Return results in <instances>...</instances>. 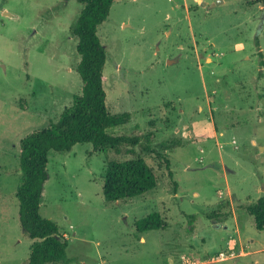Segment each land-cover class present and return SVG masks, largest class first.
Returning a JSON list of instances; mask_svg holds the SVG:
<instances>
[{
	"label": "rangeland",
	"instance_id": "obj_1",
	"mask_svg": "<svg viewBox=\"0 0 264 264\" xmlns=\"http://www.w3.org/2000/svg\"><path fill=\"white\" fill-rule=\"evenodd\" d=\"M214 2L111 5L97 29L107 55L105 102L128 120L106 131L140 134L141 144L97 151L81 142L48 152L39 212L67 239L69 258L48 264H264V229L246 212L264 198L256 46L264 60V5ZM81 8L77 0H0V264L28 262L32 240L16 197L20 140L57 121L81 93L70 31ZM138 156L153 169L155 188L106 200V162ZM155 211L164 227L138 233L134 222ZM220 252L228 259L215 262Z\"/></svg>",
	"mask_w": 264,
	"mask_h": 264
},
{
	"label": "trees",
	"instance_id": "obj_2",
	"mask_svg": "<svg viewBox=\"0 0 264 264\" xmlns=\"http://www.w3.org/2000/svg\"><path fill=\"white\" fill-rule=\"evenodd\" d=\"M82 4L70 31L77 38L79 60L76 72L82 80L81 93L63 109L57 121L34 130L20 140L19 168L21 182L16 197L19 222L23 232L32 240L27 264L68 263L67 239L59 234L55 222L40 215V199L47 179L48 152L70 151L81 142L92 144L93 150H117L121 145L141 144L140 134L111 135L107 129L124 124L126 114H112L106 108L103 68L106 49L97 34L98 26L108 17L115 0H77ZM262 3L264 0H247ZM257 51L264 65L262 50ZM147 147L144 148V150ZM168 176L172 177L169 160H165ZM153 169L143 157L108 160L103 176L102 194L108 201H118L142 195L156 186ZM254 227L264 229V198L259 197L246 207ZM138 233L164 227L160 213L151 212L134 222Z\"/></svg>",
	"mask_w": 264,
	"mask_h": 264
},
{
	"label": "crops",
	"instance_id": "obj_3",
	"mask_svg": "<svg viewBox=\"0 0 264 264\" xmlns=\"http://www.w3.org/2000/svg\"><path fill=\"white\" fill-rule=\"evenodd\" d=\"M258 3H259V2H258ZM251 241H252V240H251ZM237 251H238V249H237ZM244 253H245V252H243L242 250H240V251H238L236 254L239 256V255H242V254H244ZM219 254H223V252H220ZM219 254H218V256L215 258V260H214L215 262L224 261V260L228 259L227 256H225L224 254H223V255L225 256L224 258H219ZM233 255H234V253H233ZM233 255H232V256H233Z\"/></svg>",
	"mask_w": 264,
	"mask_h": 264
},
{
	"label": "water",
	"instance_id": "obj_4",
	"mask_svg": "<svg viewBox=\"0 0 264 264\" xmlns=\"http://www.w3.org/2000/svg\"><path fill=\"white\" fill-rule=\"evenodd\" d=\"M224 0H216V2H214L213 4H211L210 6H214L215 4H219L221 2H223ZM202 5H205L204 3H202ZM208 6V7H210ZM260 21H261V26L263 25L264 23V9H263V13L261 15V18H260Z\"/></svg>",
	"mask_w": 264,
	"mask_h": 264
},
{
	"label": "built area",
	"instance_id": "obj_5",
	"mask_svg": "<svg viewBox=\"0 0 264 264\" xmlns=\"http://www.w3.org/2000/svg\"><path fill=\"white\" fill-rule=\"evenodd\" d=\"M225 256L223 254H219V258H224ZM187 260V259H186ZM186 260H183V264H187Z\"/></svg>",
	"mask_w": 264,
	"mask_h": 264
}]
</instances>
